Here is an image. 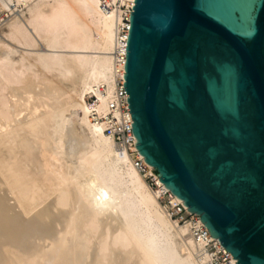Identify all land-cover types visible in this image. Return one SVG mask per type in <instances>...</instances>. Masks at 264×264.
<instances>
[{
    "label": "bare ground",
    "instance_id": "1",
    "mask_svg": "<svg viewBox=\"0 0 264 264\" xmlns=\"http://www.w3.org/2000/svg\"><path fill=\"white\" fill-rule=\"evenodd\" d=\"M107 1L0 0V264H210L107 130L135 0Z\"/></svg>",
    "mask_w": 264,
    "mask_h": 264
},
{
    "label": "water",
    "instance_id": "2",
    "mask_svg": "<svg viewBox=\"0 0 264 264\" xmlns=\"http://www.w3.org/2000/svg\"><path fill=\"white\" fill-rule=\"evenodd\" d=\"M137 146L239 264H264V0H135Z\"/></svg>",
    "mask_w": 264,
    "mask_h": 264
},
{
    "label": "built area",
    "instance_id": "3",
    "mask_svg": "<svg viewBox=\"0 0 264 264\" xmlns=\"http://www.w3.org/2000/svg\"><path fill=\"white\" fill-rule=\"evenodd\" d=\"M135 4V3H134ZM134 4L129 6L126 4L124 9V22L120 27V42L123 43L118 48L117 62L123 63L126 66L127 61V44L128 37L131 28V14ZM101 6L105 10H109L111 5L107 0H102ZM125 50V51H124ZM126 70L122 76L117 77V85L115 88V96L110 100V107L112 112H109V127L107 130L112 131L115 141L120 151H127L135 165L144 173L147 181L152 185H158L156 175L158 174L155 167H150L144 157L140 154V150L137 146L138 139L133 130V122L130 118V106H129V92L125 86ZM96 98V96H95ZM94 100V99H92ZM161 202L166 206L167 210L174 219L185 222L187 220L192 221L193 232L197 236L198 240L205 242L206 248L210 254V264H238L234 260L232 253L226 248L218 237H215L210 232L209 228L202 221L199 213L187 209L180 201H173L172 191L166 190L164 195L160 197Z\"/></svg>",
    "mask_w": 264,
    "mask_h": 264
},
{
    "label": "rangeland",
    "instance_id": "4",
    "mask_svg": "<svg viewBox=\"0 0 264 264\" xmlns=\"http://www.w3.org/2000/svg\"><path fill=\"white\" fill-rule=\"evenodd\" d=\"M93 97H88V101L89 102H92L93 100ZM75 119V118H74ZM142 173V172H141ZM143 174V173H142ZM144 175V174H143ZM148 182V181H147ZM149 183V182H148ZM150 186H152V185H150ZM152 188H154V189H156L157 188V186H152ZM162 203V202H161ZM162 205L164 206V207H166L163 203H162ZM167 209V208H166ZM167 212H168V214L170 215V217H171V219L174 221V223H176V224H181V223H183V222H179L177 219H174V217H172L171 216V214L169 213V211L167 210Z\"/></svg>",
    "mask_w": 264,
    "mask_h": 264
}]
</instances>
